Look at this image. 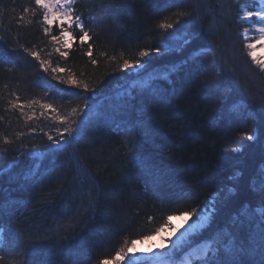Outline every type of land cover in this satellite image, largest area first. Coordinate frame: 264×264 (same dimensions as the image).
Wrapping results in <instances>:
<instances>
[{
	"label": "trees",
	"instance_id": "16d2710c",
	"mask_svg": "<svg viewBox=\"0 0 264 264\" xmlns=\"http://www.w3.org/2000/svg\"><path fill=\"white\" fill-rule=\"evenodd\" d=\"M241 3H246V0H241ZM163 5L164 0H78L76 7L87 20L86 27L91 29L95 41L93 56L98 59V63L92 65L85 55L87 45L80 44L78 30H71L68 38L63 36L58 42H50V37L43 33L39 23L42 18L39 13L34 17L31 14L26 17L31 18L33 23L18 26L22 9L26 6L36 8L34 0H0V36L5 37L0 42V56L9 62L7 66L16 65L12 72H6L5 65L0 64V116L5 117L0 121V133L13 141L4 145L0 139V149L8 148L7 154L0 151V167L12 164L0 178V189H7L0 191V197L5 200L31 198L32 201L29 210L22 209L23 216L18 213L16 218L2 223L12 232L19 233V246L26 249L27 264H72L76 259L75 254L82 250L89 253L87 264H99L104 258H108L110 262L116 261V252L125 247L126 243L132 245V241L155 236L160 232L156 229L166 228L169 215L179 216L175 214L177 205L171 203L174 197L187 193L193 198V202L181 206V211L207 200H223L228 195L229 187H236L238 183L247 186L253 171L264 163L260 158L259 144L241 141V133L251 129L252 121L233 117L230 121L221 122L217 118L220 105L216 96L192 72L172 76L171 83H158V87L169 94L170 105L166 109L159 100L147 96L143 99V106L148 108L150 114L158 117L167 114L171 117L158 124L154 143H145L144 140L139 142L144 145L142 155L146 161L145 168H138L130 153L123 155L127 151L123 146V137L95 120L88 121L83 139L79 143L74 141L61 154L65 187L69 186L67 182L76 175L79 159L93 172L101 170L97 182L103 193L96 206L95 218H92L91 211L83 215L79 224L68 229V241L60 239L58 243L54 234L45 231L55 227V213L46 216L41 202L35 198L55 190V177L51 184L32 197L17 191V185L9 181V176L21 174L31 166L16 162V149L20 143L28 144L29 147L36 144L43 149L48 141L39 129L43 128L44 132L54 135L57 128L64 126L53 118L56 113L50 109H41L39 103L33 106L35 116L27 123L18 109L6 111L8 101L14 99L12 92H16L20 103L26 105L33 99L49 103L61 115L71 113L78 106L83 107V99L76 95L83 90L73 88L64 91L67 87L65 85H60L58 89L51 88L50 85L57 82L51 79L50 73L39 69V62L30 54L16 47V38H19V43L37 51L42 59L49 60L52 67L65 69L62 73L65 78L70 69L78 79L94 85L98 92L94 104H102L103 108H107L109 101L104 97L114 96L119 90L118 85L126 86L136 79L119 69L122 60L133 59L142 49L160 46L162 30L158 28L159 22L165 18H169V22L175 19L172 13L176 9L161 10ZM191 7L189 4L186 10ZM249 9L255 11L256 8ZM242 15L241 11L240 16ZM198 19L207 28L212 17L201 14ZM246 25L249 26L246 22L233 19L220 29L216 38H204L199 41L198 47H207L209 41L214 42L215 39L224 40L227 44L228 66L244 76L251 93L259 98L264 96V74L259 73L244 47L248 43L242 34ZM52 34L60 35L55 25ZM163 35L167 36L169 47H176L182 42L183 29L179 32L170 29ZM72 37L76 39L73 40ZM65 41L72 47L66 48ZM57 48L60 49L59 52L56 51ZM192 50L188 48L175 51L163 58L152 59L150 63L152 66L163 64L155 68L170 66L179 63ZM63 51H68L67 58L62 57ZM101 52H105L106 56L101 57ZM112 56L117 59L110 60ZM231 83L232 77L226 69L221 77V84L230 86ZM5 84L7 88L4 87ZM45 92H48V96H45ZM239 98L233 97L234 100ZM136 103L141 105L140 100ZM41 111L45 112V116H40ZM25 112L31 115L32 109L25 107ZM176 113L179 115H175ZM29 127L37 128V132L25 135L20 140L15 139L17 133H27ZM236 147H243L244 150L234 153L232 149ZM43 163L47 166L48 162ZM149 168L159 173V183L155 187L160 198L154 195L152 178L147 174ZM237 171L241 173V177L234 181L232 177ZM60 200L61 197L55 198L57 207ZM245 202H249L252 207L257 206L254 198L249 197ZM149 217L152 219L149 220ZM64 235L62 228L60 237ZM45 236L50 238L41 239ZM15 258L22 260L25 256L21 254Z\"/></svg>",
	"mask_w": 264,
	"mask_h": 264
},
{
	"label": "snow or ice",
	"instance_id": "6c2138e0",
	"mask_svg": "<svg viewBox=\"0 0 264 264\" xmlns=\"http://www.w3.org/2000/svg\"><path fill=\"white\" fill-rule=\"evenodd\" d=\"M34 3L36 8L26 6L22 9L18 17V26L33 23L31 18L26 19V17L29 14L34 17L39 13L42 17L39 23L43 33L49 36L50 42L53 43L58 42L63 36H70L71 30H78L80 44L87 45L85 55L92 65L98 63V59L93 56L95 41H93L91 29L86 27L87 20L76 7L78 0H34ZM189 4L192 7L186 10ZM167 8L176 9L172 13L175 19L169 22V18H165L159 22L158 28L162 30L160 46L142 49L133 59L122 60L119 69L126 71L128 75L135 76L136 79L126 86L118 85L119 90L114 96L104 97L109 101L107 108H103L102 104H94L98 96L94 85L78 79L70 69L69 75L65 78L62 75L65 69L52 67L49 60L42 59L37 51L19 43V38H16V47L30 54L39 62V69L44 73H50L51 79L57 82L50 85L51 88L58 89L60 85H65L67 87L64 91L73 88L83 90L76 93L83 99V107L73 108L67 115H61L52 104L40 103L35 99L28 101L26 105L20 103L15 91L11 94L14 99L8 101L6 109V111L18 109L20 116L27 123L35 116L33 106L39 103L41 109H50L51 112L56 113L53 118L64 125L62 128H57L54 135L44 132L43 128L39 129L48 141L43 149L36 144L29 147L28 144L20 143L19 148L16 149V162L31 166L21 174L9 176V181L17 185V191L29 197L51 184L55 177L57 184L55 190L35 198L41 202L46 216L55 213L53 215L55 227L45 231L54 234L58 243L60 239L69 240L68 229L79 224L83 215L91 211L92 218H95L96 206L103 194L97 182L101 170L97 169L93 172L79 159H77V173L70 182H67L69 186L65 187L66 181L62 172L64 162L61 154L74 141L79 143L85 135L88 121L95 120L102 122L113 133L123 137V146L127 149L123 155L127 156L130 153L136 166L145 168L146 161L142 155L144 145L139 142L144 140L145 143H154V133L158 124L171 117L167 114L160 117L150 114L148 108L143 106V99L147 96L153 100H159L163 102L166 109L170 105L169 94L158 87V83H171V77L174 75L194 72L199 76L202 85L216 96L220 105L217 118L221 122L230 121L233 117L251 120V129L241 133V141L259 144L260 158L264 160V96L257 98L252 94L244 76L236 73L235 68L228 66L227 44L224 40L215 39L214 42L209 41L207 47H198L202 39L216 38L220 29L233 19L248 22L253 17L257 19V24L253 25V28L260 34V41H264V0H246L244 4L241 0H215V3L213 0H180V2L164 0L161 10ZM249 8H256V10L250 11ZM241 11L242 16H240ZM201 14L212 17L207 28L198 19ZM53 25L59 29V36L52 34ZM170 29L176 32L183 29L182 42L176 47H169L166 42L167 36L163 35ZM249 31L247 27L242 30L246 40ZM72 39L75 40L76 37ZM4 40L5 37L0 36V42ZM89 41L92 42L89 43ZM65 47L71 48L72 45L65 41ZM244 47L248 50L247 55L256 65L259 73L264 74V60L258 59L255 51H252L256 44L245 43ZM188 48L193 50L179 63L166 65L163 68H154L150 63L152 59H160L172 52L184 51ZM15 50L14 48L13 51ZM56 51L59 52L60 49L57 48ZM61 55L67 58L69 53L63 51ZM100 56L104 57L106 53L101 52ZM109 59L115 61L117 58L112 56ZM0 64L5 65L6 72H12L16 67L14 64L11 67L7 66L9 62L3 56H0ZM226 69L232 77L230 86L221 84V77ZM4 87L7 88V85L5 84ZM45 96H48V92H45ZM234 96L240 98L234 100ZM137 100L141 101L140 106L137 105ZM25 107L32 109L31 115L25 112ZM40 116H45V112L41 111ZM4 118L0 116V121ZM36 132L37 128L29 127L27 133L19 132L15 139L20 140L21 137ZM0 139L4 145L13 143L2 133H0ZM158 146L167 147V145ZM243 150V147L232 149L234 153ZM0 151L7 154L8 148L4 147ZM44 161L48 162L47 166L44 165ZM11 167L12 164L8 167H0V178ZM147 174L152 178L154 195L160 198V193L155 187L159 183V173L149 168ZM239 177L241 173L237 171L232 179L236 181ZM0 191H7V189H0ZM227 193L223 200H207L183 211L180 210L181 206L193 202V198L187 193L174 197L171 203L177 205L175 214L184 218L187 226L175 228L171 224L172 215H169L166 223L172 228V232L171 235L164 237L159 249L152 248L147 253H138L132 246L135 241H132V245L126 243V246L120 248L115 254L117 264L120 261L124 264H264V163L253 171L247 186L238 183L236 187H229ZM56 197H61L58 207L54 202ZM249 197L255 199L257 206L252 207L249 202H245ZM31 202V198L5 200L0 197V264H27L26 249L19 246V233L12 232L2 222L16 218L18 213L23 216L22 209L29 210ZM148 219L151 220L152 217ZM62 228L65 235L61 238ZM163 230V228L156 229L158 232ZM49 238L45 236L41 239ZM21 254L25 256V259L17 260L15 257ZM75 255L76 259L72 261V264H87L90 258L87 250H82ZM99 264H110V261L104 258Z\"/></svg>",
	"mask_w": 264,
	"mask_h": 264
},
{
	"label": "rangeland",
	"instance_id": "374dc122",
	"mask_svg": "<svg viewBox=\"0 0 264 264\" xmlns=\"http://www.w3.org/2000/svg\"><path fill=\"white\" fill-rule=\"evenodd\" d=\"M250 10V9H248ZM252 11V10H250ZM255 17H253V20L251 18L250 21L246 22L247 24H249V26H247V28H249V34H248V43H255L256 47L254 49H252V51H255L256 56L258 59L264 60V41H260V34L256 31V29L253 28V25H255L257 22V20ZM69 36H67L68 38ZM195 219V218H193ZM171 224L175 227V228H182V226L186 227L187 225H185V219L177 216V217H172L171 220ZM172 232V228H170L168 225L166 226V228L163 231H160L159 233H157L155 236L149 237V238H145L144 240L141 241H136L134 245H132L134 247V249L138 252V253H147L149 251V249L152 248H156L159 249L160 245L159 244H154L153 241L156 240H161L163 241V238L165 236H169L171 235ZM174 239V237H173ZM170 246V245H169ZM117 261V260H116ZM116 261H112L110 262V264H117ZM119 264H124L123 261H120Z\"/></svg>",
	"mask_w": 264,
	"mask_h": 264
},
{
	"label": "bare ground",
	"instance_id": "6f19581e",
	"mask_svg": "<svg viewBox=\"0 0 264 264\" xmlns=\"http://www.w3.org/2000/svg\"><path fill=\"white\" fill-rule=\"evenodd\" d=\"M161 65H163V64H155V65H153L152 67H160ZM168 236V235H167ZM163 240H164V238H163ZM153 243L154 244H159V245H161V243H162V241L161 240H156V241H153Z\"/></svg>",
	"mask_w": 264,
	"mask_h": 264
}]
</instances>
